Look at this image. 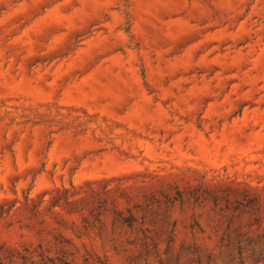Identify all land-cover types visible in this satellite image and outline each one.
<instances>
[{"label": "rangeland", "instance_id": "1", "mask_svg": "<svg viewBox=\"0 0 264 264\" xmlns=\"http://www.w3.org/2000/svg\"><path fill=\"white\" fill-rule=\"evenodd\" d=\"M258 225L264 0H0V264L221 260Z\"/></svg>", "mask_w": 264, "mask_h": 264}, {"label": "trees", "instance_id": "2", "mask_svg": "<svg viewBox=\"0 0 264 264\" xmlns=\"http://www.w3.org/2000/svg\"><path fill=\"white\" fill-rule=\"evenodd\" d=\"M258 228L261 231L254 235L243 238V233H239L235 238L224 241L222 245L226 249L225 259L218 260L209 256L203 258L201 255V258L192 259L188 264H264V228L261 225ZM101 263L108 264L103 260ZM84 264L92 263L86 259ZM160 264H182L181 257L160 260Z\"/></svg>", "mask_w": 264, "mask_h": 264}]
</instances>
